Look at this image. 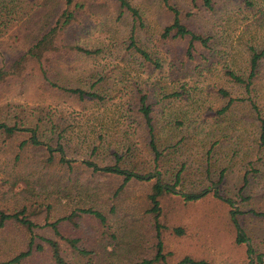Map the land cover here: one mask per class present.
Returning <instances> with one entry per match:
<instances>
[{
  "label": "rangeland",
  "instance_id": "obj_1",
  "mask_svg": "<svg viewBox=\"0 0 264 264\" xmlns=\"http://www.w3.org/2000/svg\"><path fill=\"white\" fill-rule=\"evenodd\" d=\"M127 1L143 21L136 24L135 42L154 63L127 48L134 22L117 0H77L81 5L74 20L56 39L65 47L45 55V79L38 63L29 61L16 70L11 65L55 23L63 0H0V124L18 128L11 136L0 130V208L25 206L27 217L42 225L31 231L7 223L0 231V261L31 247L22 264H57L39 238L44 237L58 242L66 264H142L155 255L158 240L165 257L152 264H175L184 256L210 264H264V220L249 212H264V143L259 139L264 55L249 93L224 75L226 69L245 75L251 50L264 49V0H210V6L204 0H168L182 22L207 39L206 47L195 44L191 58L185 53L187 39L161 37L171 21L163 0ZM78 45L98 51L70 50ZM99 79V100L81 101L50 85L88 89ZM136 86L151 98L159 129L166 118L172 121L159 134L160 142L181 139L163 152L158 169L132 110ZM220 89L238 101L223 110L227 98ZM174 91L182 94L168 97ZM175 118L182 124L174 125ZM36 124L41 143L33 146L31 132L24 129ZM122 142L133 144L124 158L135 166L125 161L120 166L144 179L130 180L114 197L123 176L80 163L112 165L111 153ZM93 146L99 149L91 157ZM59 156L73 161L74 168L60 166ZM49 157L51 163L45 161ZM178 170L179 184L160 197L158 223L163 226L157 231L147 194L155 181L171 186ZM245 174L248 183L239 193ZM201 191L195 201L182 195ZM86 207L104 213L106 223L79 213ZM71 213L79 215L74 222L61 221L59 234L46 225ZM178 226L182 235L173 231ZM240 235L244 241L237 242ZM68 238H78L76 245L85 253ZM37 243L43 250L35 248Z\"/></svg>",
  "mask_w": 264,
  "mask_h": 264
},
{
  "label": "trees",
  "instance_id": "obj_2",
  "mask_svg": "<svg viewBox=\"0 0 264 264\" xmlns=\"http://www.w3.org/2000/svg\"><path fill=\"white\" fill-rule=\"evenodd\" d=\"M119 2V5L122 9H125L132 17L133 25L130 31L129 36V44L127 48L133 50V53L138 55V57L147 63H154L153 58L149 54V52L145 51L143 48L138 46L134 39V30L136 27V24L143 25L142 16L137 10V8L130 5V3L127 0H117ZM205 4L207 6H210V0H204ZM165 8L171 13V21L169 24L165 25L161 32L162 38H179V39H187L188 46L186 48V55L191 58L192 53L195 49L196 43H201L203 46H207V39L204 38L202 35L197 34L196 32L192 31L190 28H188L181 20L180 12L179 10L174 7L172 4L169 3L168 0H163ZM81 4H78L77 0H63V9L61 13L58 15V18L56 19L55 23L40 37L36 42L29 46V48L17 59L12 63L11 68L13 70H16L17 67L20 68V65H27L29 61L38 63L43 76L45 79H47V70L44 66V58L47 53H54L65 46H59L57 42V36L61 34V32L66 28V26L70 25L72 21L75 18L76 9ZM71 51H77L78 53L82 54H92L94 52H97L98 49H89L82 46H71ZM132 53V52H131ZM132 53V54H133ZM49 54V55H50ZM264 55V49L256 50L252 49L249 60H248V66H247V72L245 75L238 74L234 72L231 69H226L224 72V75L228 77L230 81H232L234 84H237L239 86H242L245 90V93H249L251 91V85L254 77L257 74V69L260 64V60ZM15 64V66H14ZM13 66V67H12ZM2 73L0 72V79L2 78ZM101 79H103L101 77ZM101 79L97 80L96 82L92 83L88 89H84L82 87H72V86H59L55 82H51V86L57 87L59 90H62L64 92H67L69 95L74 96L75 98H78L81 101L86 100H99L103 97L101 94L95 89V86L101 81ZM182 89H185L184 84H182ZM220 94L223 97L227 98V103L225 105L224 109H227L234 101H238L236 98H232L228 91L226 90H219ZM152 92V91H151ZM133 93L136 96L135 99V108L132 110L136 113V116L139 117V120L141 122L142 127V136L144 140V146L146 147V152L150 156V161L154 169H158L157 167L160 166V159L163 154V152L167 149V147H173L175 144H179L181 139L173 143H166V139L163 142H160L159 134L164 133L163 131L165 128H168L169 126H172V121L168 120L166 118L165 120V128L161 127L159 129L158 123H154L153 117H152V104L149 101L148 93L137 86L133 89ZM152 95V93H150ZM182 94L179 91H174L169 96H177ZM150 95V96H151ZM151 100V98H150ZM129 111V108L127 112ZM161 116V115H160ZM162 119V117H161ZM174 125H181L182 120H179L178 118L174 119ZM56 128V127H53ZM18 128L14 126H8L5 124H0V130L5 132L8 136H11L15 133V131ZM24 130H28L31 132V135L29 137V141L33 146H37L41 142L37 139L36 133L38 132V126L37 124L33 128H27ZM53 131V130H52ZM63 133H65V128L62 130ZM168 132V131H167ZM59 139L62 138L61 133L57 135ZM259 139L261 143H264V118L259 117ZM25 142H21L19 147L22 148ZM133 144L130 143H120L119 146H116V149L111 153V158L113 160V164L109 166H99L97 163L92 162L91 160H82L80 164H84L88 168H92L93 171L101 170L103 172H112L117 173L123 176V179L121 183L117 186L114 197H116L120 191L129 183L130 180L136 179V180H142L144 179V175H142L140 172L133 170L131 168H134L135 162L133 161H127L124 157L129 155L132 152ZM99 147L93 146L89 148V155L91 157H94L97 155ZM62 150L64 151V147L62 146ZM50 152V151H49ZM52 154V153H51ZM130 156V155H129ZM47 163H51L52 157H49L47 160H45ZM127 162L132 167L129 169H124L120 166V163ZM58 164L60 166H63L69 170L73 169V161L66 160L64 156H59ZM181 170H178L174 173V183L171 186H163L158 181H155L151 186V191L147 194V198L149 201V207L147 208V211L149 213L154 214V220H155V227L157 231H159L162 224L158 223V218L160 216V197L162 196L164 191L172 192L174 191L175 187L179 184L181 177H180ZM248 183V176L247 174L243 177V182L241 184V187L239 189V193H242V190L246 187ZM205 191L201 192H188V193H182L183 197L187 201H195L203 196V193ZM219 197V196H218ZM79 213L83 214H90L95 216L97 219H99L102 223L106 222V216L104 213H102L100 210L93 209L91 207L86 208H80ZM26 207L23 206L19 210H12L7 211L0 208V231L5 227L7 223L15 222L19 224L20 226H23L27 228L28 230L33 231L34 228L42 227L41 224L34 223L32 220H30L27 215L25 214ZM250 213H253L256 216L261 217L264 220V212L263 211H255L254 209L249 210ZM232 215V220L235 222V212ZM76 215V213H72L63 217L58 218L54 222L46 223V225L52 227L53 231L56 234H59L58 232V224L65 220H72ZM163 226V225H162ZM173 231L177 235H182L184 233V230L182 227H174ZM158 233V232H157ZM40 239L47 242L51 249V255L55 263L57 264H66L64 261L60 245L56 240L50 239V238H44L39 237ZM69 243L72 245V247L76 250H78L81 253H85L84 250L79 249L77 247L78 238H68ZM237 242L244 241L243 238L240 237L237 238ZM32 245V242H31ZM30 249L20 251L16 255L6 259L1 260L0 264H22V261L24 258L29 256L31 254V247ZM35 248L37 250H43L40 243H37L35 245ZM249 253L252 251L250 248L247 250ZM164 253H162V244L161 241L158 240L156 244V252L155 255L150 259H144L141 261L142 264H152L155 261H164ZM175 264H210L207 260L204 259H195L190 256H184L180 260H178Z\"/></svg>",
  "mask_w": 264,
  "mask_h": 264
},
{
  "label": "crops",
  "instance_id": "obj_3",
  "mask_svg": "<svg viewBox=\"0 0 264 264\" xmlns=\"http://www.w3.org/2000/svg\"><path fill=\"white\" fill-rule=\"evenodd\" d=\"M66 160H68V158H65ZM103 172V171H102ZM72 214V213H71ZM79 215V214H78ZM78 215H76L75 217H77ZM88 215H90V214H88ZM93 216V215H92ZM74 217V218H75ZM95 217V216H94ZM74 218L72 219V220H70V221H72V222H74L75 220H74ZM96 218V217H95ZM99 220V219H98ZM100 221V220H99ZM101 222V221H100ZM102 223V222H101ZM106 223V222H105ZM105 223H102L103 225L105 224Z\"/></svg>",
  "mask_w": 264,
  "mask_h": 264
}]
</instances>
